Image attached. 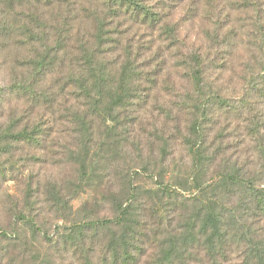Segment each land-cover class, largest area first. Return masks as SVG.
<instances>
[{
  "label": "trees",
  "instance_id": "obj_1",
  "mask_svg": "<svg viewBox=\"0 0 264 264\" xmlns=\"http://www.w3.org/2000/svg\"><path fill=\"white\" fill-rule=\"evenodd\" d=\"M224 1L253 12L255 20L245 40L235 23L222 21L209 40L227 48L241 39L259 70H251L242 96L230 98L205 82L206 65L216 56L192 43L188 92L169 105L158 103L161 118L142 132L137 128L155 100L144 82L152 80L122 27L160 30L176 40L174 21L145 0H0V54L9 55V90L23 102L0 137L10 147L38 152L68 124L81 146L75 186L95 192L81 208L109 211L66 221L65 196L47 185L48 202L62 220L49 236L30 212L28 183L16 223L0 227V264H50L47 255H32L24 230L43 236L59 256H71V264H264V116L258 110L264 101L263 0ZM92 143L98 148L91 156ZM177 147L186 154L179 169ZM247 150L252 158L236 154ZM33 158L41 159L37 153ZM113 171L117 189L107 184L100 196L98 180ZM142 176L153 185L141 187ZM18 246L27 261L13 254Z\"/></svg>",
  "mask_w": 264,
  "mask_h": 264
},
{
  "label": "rangeland",
  "instance_id": "obj_2",
  "mask_svg": "<svg viewBox=\"0 0 264 264\" xmlns=\"http://www.w3.org/2000/svg\"><path fill=\"white\" fill-rule=\"evenodd\" d=\"M145 1L160 11L164 20L174 21L179 31L178 37L173 40L168 39L167 35L161 33L160 30L152 33L149 30L131 26L129 23L122 27L125 30L128 29L126 34L135 46V53L139 52L138 60L141 70L151 76L152 81H145L144 86L151 90L155 98L148 105L142 124L137 129L142 132L152 131L156 127L152 123L161 118L159 112L156 111L158 103L169 105L188 92L190 82L185 66L189 51L193 47L192 43H195L202 52H210L211 56H216L215 61L208 62L206 65V84L211 86L214 91H219L230 98L242 96L244 89H247V78L251 74V70H259L253 54L247 49L249 45L244 46V42H240L241 37L245 40L246 35L250 33V23L255 20L253 12L237 9L230 2L224 0ZM218 21L237 25L241 31V39L237 42L236 47L231 45V47L224 48L220 41L215 43L209 40L208 36L216 31ZM227 31L228 27L222 30L223 33ZM9 64V55H6L5 52L1 53L0 87L3 90L0 93V128L7 124L10 116L22 113L23 102L12 95L9 90L13 77ZM252 100L259 99L252 98ZM258 110L264 116V101L258 103ZM8 142V138L0 137V165L4 167L0 173V227L10 229L16 223L15 214L24 206L25 190L28 183L32 184L34 192L30 212L33 215L36 214L38 225L49 236H54L55 225L57 222L61 223L62 220L57 221L58 211L48 202L49 198L45 192L47 185L55 186L65 196L67 206L65 204L62 215L67 218L66 221L82 218L85 215L89 216V213L91 215L109 214V211L104 207H94L92 204L86 205L88 209L81 208L87 198L95 197V192L92 190V186L82 185L81 189H77L75 186L81 177L80 167L75 159L79 157L77 155L81 151V146H77L79 144L77 143L78 136L68 124L61 125L53 132L42 151L36 152V150L27 149L22 145L10 147ZM97 148L98 146L94 143L87 146L89 155H95L93 152ZM250 152L247 150L246 153L236 154H240L243 159H246L252 158ZM36 153L41 159L33 158ZM174 153L173 156L179 165L176 168L179 169L180 160H185L186 154L180 147H177ZM119 182L117 174L113 171L112 177L105 176L98 180L100 192L97 193L101 196L107 184L111 186L110 189H117ZM138 183L144 188L153 185L152 181L144 176L138 178ZM23 232L33 250L34 257L39 256L42 259L47 255L50 258V264L56 262L71 264V256H59L51 245L43 240V236L34 238L31 231L24 230ZM22 250V247L18 246L12 252L25 262L29 256H27L28 253L18 254ZM63 257L65 259H62Z\"/></svg>",
  "mask_w": 264,
  "mask_h": 264
}]
</instances>
